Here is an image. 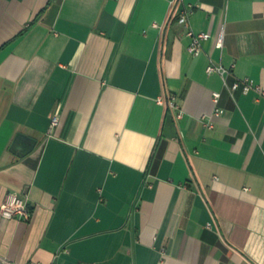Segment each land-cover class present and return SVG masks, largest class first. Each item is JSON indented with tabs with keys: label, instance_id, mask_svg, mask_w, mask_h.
<instances>
[{
	"label": "crops",
	"instance_id": "obj_1",
	"mask_svg": "<svg viewBox=\"0 0 264 264\" xmlns=\"http://www.w3.org/2000/svg\"><path fill=\"white\" fill-rule=\"evenodd\" d=\"M211 60L264 85V0H0V264H264V97Z\"/></svg>",
	"mask_w": 264,
	"mask_h": 264
},
{
	"label": "built area",
	"instance_id": "obj_2",
	"mask_svg": "<svg viewBox=\"0 0 264 264\" xmlns=\"http://www.w3.org/2000/svg\"><path fill=\"white\" fill-rule=\"evenodd\" d=\"M193 6L185 7L180 15H179V22L185 25H188L190 22V15L193 13ZM187 34L191 37L192 41L189 45L190 51L195 55L199 56L204 51V45L203 42L208 40L211 35L209 32H196L192 28L188 29ZM217 47L222 48L224 46V32L221 31L217 38ZM207 71L209 73H219L224 78L225 85L228 87V89L233 92L239 88H242V90L245 93H249L250 91L254 90L256 91L260 96L264 97V85L256 83L253 79L247 77L241 80H237L234 83L230 84L227 81V76L229 74V70L222 64L217 63L211 60L210 64L207 67ZM221 98V92L215 91L214 92V99L217 103V107L215 109L214 114L212 115V119L209 122L210 127H214L213 119L215 117H220L224 109L218 105ZM158 101L160 103H166L170 108H179V105L177 104L176 98L174 96H171L170 98H166L164 96L159 97ZM61 122L60 116L53 117L52 120V129L56 128ZM32 208L27 198L21 196L18 193L10 192L6 199L3 201V203L0 206V213L2 216H4L7 219L12 218H18L23 221H29L32 217ZM27 264H46L44 262L40 261H30Z\"/></svg>",
	"mask_w": 264,
	"mask_h": 264
}]
</instances>
